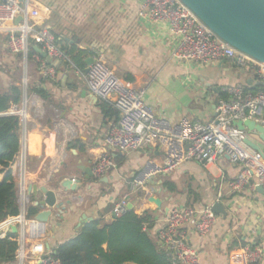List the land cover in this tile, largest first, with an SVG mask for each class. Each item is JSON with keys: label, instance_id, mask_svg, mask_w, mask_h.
I'll return each instance as SVG.
<instances>
[{"label": "crops", "instance_id": "1", "mask_svg": "<svg viewBox=\"0 0 264 264\" xmlns=\"http://www.w3.org/2000/svg\"><path fill=\"white\" fill-rule=\"evenodd\" d=\"M20 3L24 6L28 3L29 22L39 28H50L59 46L76 45L91 51L88 57L101 54L111 70L130 86L143 88L147 103L172 121L189 117L210 122L217 103L229 96L226 87L239 85L257 90L260 86L255 70L241 67L233 59L195 66L174 58L167 24L154 23L139 15L143 0H20ZM11 27L8 24V29L0 28V94L12 86L20 87V103L24 100L28 112L20 129L21 149L16 164L9 166L27 225L21 222L22 215L0 223L2 235L11 232L12 225L19 228L14 232L18 234L19 247L11 264H37L46 253L54 252L59 244L80 231L83 215L88 222L98 220L100 227L111 223L113 208L125 194H131L130 202L137 214L153 211L155 224L148 231L156 244V232L165 225L174 205L187 204L201 211L220 201L226 214H217V222L207 235H200L193 227L186 228L187 239L198 249L201 264H242L246 245L259 246L264 251V192L259 191L258 185L234 188L232 183L241 168L225 156L208 167L186 161L170 176L150 182L149 186H155L161 193L160 208L153 206L149 197L131 191L132 177L146 161L161 164L164 160L158 144L137 152H112L116 168L96 178L93 162L106 148L104 137L111 124L117 122L118 111L109 100L94 95L72 65L60 71L57 79L49 80L42 75L34 54L30 57L11 52L7 40ZM51 64L61 67V60L52 58ZM207 68L211 70L201 74ZM40 87L47 97L31 90ZM41 109L40 116L37 113ZM248 136L264 148L258 135ZM63 179H70L78 188H63ZM166 182L174 190L170 191ZM34 184L55 191L58 200L64 203L62 213L55 207H47L53 211L45 224L28 216L32 208L36 213L41 210L36 203L44 196L41 191L37 197L33 193L29 196L27 188ZM39 226L43 236L34 239L31 231ZM22 245L24 259L18 254ZM256 264H264V257Z\"/></svg>", "mask_w": 264, "mask_h": 264}, {"label": "built area", "instance_id": "2", "mask_svg": "<svg viewBox=\"0 0 264 264\" xmlns=\"http://www.w3.org/2000/svg\"><path fill=\"white\" fill-rule=\"evenodd\" d=\"M139 15L154 23L167 24L174 58L200 65L233 59L241 67H252L260 86L257 90H248L239 85L226 87L229 96L217 103L215 117L210 122L205 123L189 117L175 122L159 115L147 103L145 90L134 88L123 81L106 65L101 54L94 56L95 61L89 72H84L72 64L83 75L88 89L98 98L109 100L118 111L117 122L111 124L104 137L106 148L93 162V175L100 178L116 168L112 152H137L158 144L163 149L164 160L161 164L153 160L146 161L132 177V192L141 188L146 197L153 196L157 189L152 185L150 187L149 183L170 176L182 163L195 161L208 167L222 156L241 168L232 183L234 188L261 185L264 189L263 155L245 142L247 129L241 130L235 125L239 120H254L264 125V63L224 41L182 0H143ZM19 16H23V19L17 22ZM8 24L13 25L8 30L7 39L11 52L28 55L36 44L52 58L71 62L50 28H39L29 22L28 3L24 6L20 0H0V28L8 29ZM34 57L40 62L44 77L49 80L57 79L58 71L54 65L47 63L38 53ZM25 101L28 102V99ZM22 102L13 104L0 115L18 116L21 125H24L28 112L24 100ZM37 114L43 115V110H38ZM14 163L16 164L13 162L12 165ZM21 166L20 163V176L23 172ZM130 196L131 194H125L115 204L113 213L116 217L129 210ZM21 222L27 225V219L22 218ZM216 222L217 214L211 207L197 211L191 205H174L168 212L165 225L156 232L158 245L180 264H201L200 253L187 239L186 228L193 227L200 235H207ZM31 236L41 239L42 227L33 228ZM18 254L24 259L23 245ZM263 257L264 251L261 247H243L242 264H256ZM39 260L46 264H61L53 251Z\"/></svg>", "mask_w": 264, "mask_h": 264}, {"label": "trees", "instance_id": "3", "mask_svg": "<svg viewBox=\"0 0 264 264\" xmlns=\"http://www.w3.org/2000/svg\"><path fill=\"white\" fill-rule=\"evenodd\" d=\"M60 48L71 62L61 61V67L56 65L58 74L67 67H72V64L85 70L86 58L92 54L91 51L80 49L76 45ZM35 53L37 52L32 47L28 54L31 57ZM31 90L47 97L42 87ZM21 98L22 89L17 86L1 93L0 113L7 111L11 104L20 103ZM21 126L18 116L0 115V223L9 217L21 215L18 186L9 168L21 149ZM165 185L170 191L174 190L168 182ZM35 213L36 209L32 208L28 216L32 217ZM154 220L151 210L137 214L134 209H129L103 227L99 226L98 220L90 221L75 236L59 244L54 256L60 259L61 264H180L150 236L148 230L154 227ZM17 238L18 234L14 232L0 234V264H11L16 259L19 247Z\"/></svg>", "mask_w": 264, "mask_h": 264}, {"label": "water", "instance_id": "4", "mask_svg": "<svg viewBox=\"0 0 264 264\" xmlns=\"http://www.w3.org/2000/svg\"><path fill=\"white\" fill-rule=\"evenodd\" d=\"M192 11H194L199 18L208 25L218 36L224 41L244 52L260 62L264 63V0H182ZM23 16L17 18L20 22ZM34 50L44 58L47 63H52V57L43 50L39 45L32 46ZM95 59L93 56L86 58L87 67L86 72L90 71L91 65ZM235 125L241 130L248 131L249 134H256L264 144V125L256 123L254 120H239ZM245 142L254 150L260 152L264 158V148L260 143H256L249 136ZM61 186L65 189H77V184H71L70 179H63ZM258 189L264 192L261 185ZM29 196L33 193L36 197L41 191L44 196L42 199H37L36 205L41 208L39 212L34 215V222L45 224L53 209L47 207H55L60 213L64 212V203L58 200L56 192L50 190L46 186L38 187V185H29ZM149 202L156 205L157 208L162 206V200L158 196H150ZM70 203V200L67 201ZM129 209H133V203L128 204ZM216 214H226V209L220 201H216L211 206ZM23 219H26L25 214H21ZM116 218V215L113 214ZM88 222L86 215H83L79 227H83ZM11 232H18L19 228L16 225L10 227ZM56 253V251H54ZM43 263L39 260L37 264Z\"/></svg>", "mask_w": 264, "mask_h": 264}, {"label": "rangeland", "instance_id": "5", "mask_svg": "<svg viewBox=\"0 0 264 264\" xmlns=\"http://www.w3.org/2000/svg\"><path fill=\"white\" fill-rule=\"evenodd\" d=\"M193 65L197 66L198 64L193 63ZM199 68L202 69L203 67H201V66L199 65ZM204 68H205V67H204ZM210 70H211L210 68H207L206 70L201 71V74H202V73H208ZM162 92H163L164 95H165V93H166V89L163 88ZM159 193H160L159 191H155V192L153 193V195H154V196H158ZM134 194H135V195H139V196L142 195L143 197H145V195H146V194H145V191L142 190L141 188L138 189V190L136 191V193L134 192ZM134 194H133V195H134ZM166 194L170 195L169 191H168V192L166 191ZM159 195H161V193H160ZM172 197H173V196H172ZM152 204H153V206H156L154 203H152Z\"/></svg>", "mask_w": 264, "mask_h": 264}]
</instances>
